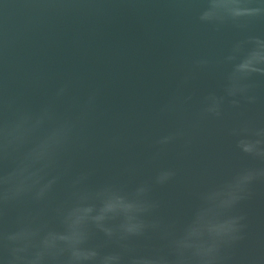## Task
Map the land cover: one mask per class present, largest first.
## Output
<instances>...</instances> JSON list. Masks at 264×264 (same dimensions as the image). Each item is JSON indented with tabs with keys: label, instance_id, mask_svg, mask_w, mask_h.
Here are the masks:
<instances>
[{
	"label": "water",
	"instance_id": "water-1",
	"mask_svg": "<svg viewBox=\"0 0 264 264\" xmlns=\"http://www.w3.org/2000/svg\"><path fill=\"white\" fill-rule=\"evenodd\" d=\"M203 6L204 0H0V45L9 42L6 60L0 58V92L35 112L67 83V97L57 102L60 113L71 98L83 101L98 93L88 146L72 153L71 176L58 186L57 198L67 179L91 172L85 187L97 215L106 202H136L132 189L159 170L176 172L169 183L153 188L158 212L117 211L99 224L86 223L77 247L95 255L71 264H247L264 256V183L254 185L253 197L239 206L248 227L235 249L221 244L208 251L219 244L209 231L211 217L199 234L190 227L199 192L243 167L260 166L239 153L230 129L245 119L264 126V77L253 80L250 95L256 103L241 100L232 108L226 99L223 117L205 120L188 147L183 141L163 150L155 144L179 123L160 115L174 94L191 96L183 113L184 121H191L205 96L224 94L231 69L225 58L233 45L248 36L264 39V19L246 29L217 31L199 21ZM200 60L206 66L196 67ZM113 138L118 140L112 143ZM131 225L138 230L129 232ZM3 255L0 244V264ZM34 255L33 250L29 258ZM70 259L65 251L59 264Z\"/></svg>",
	"mask_w": 264,
	"mask_h": 264
},
{
	"label": "clouds",
	"instance_id": "clouds-1",
	"mask_svg": "<svg viewBox=\"0 0 264 264\" xmlns=\"http://www.w3.org/2000/svg\"><path fill=\"white\" fill-rule=\"evenodd\" d=\"M199 21L212 25L217 31L225 26L246 29L264 19V0H204ZM9 42L0 45V58L6 60ZM225 62L231 65L226 74L223 95L210 93L203 98L199 113L189 122L183 113L191 96L174 94L160 109V115L176 117L177 126L155 141L163 150L166 146L183 141L185 147L192 142V133L209 119L223 117V105L228 99L232 108H239L241 100L256 103L250 95L255 88L254 77H264V39L248 36L233 45ZM207 61L196 62V67ZM185 77L182 83L188 82ZM69 84L58 88L51 101L38 111L19 107L14 99L0 92V244L4 248V264H41L47 259L59 264L65 251L72 260L88 259L95 253L78 249L85 234L83 226L90 220L99 224L107 214L121 211L129 213L158 212L160 204L152 199L155 186H164L174 179V169L159 170L154 177L136 185L131 195L134 203L123 198L97 207L85 185L92 175L81 172L64 183V193L56 197L58 186L71 176V155L88 146V129L92 121L98 93L92 92L80 101L71 98L63 113L57 111V102L69 92ZM235 147L244 157L259 161L258 167H243L223 182L210 186L197 194L198 204L192 212L190 224L193 234H199L211 217L215 223L209 231L219 239L208 251L223 245L235 249L246 238L247 216L239 206L254 195V185L264 183V126L255 121L242 120L230 129ZM118 138H113L115 143ZM158 151L156 155L158 156ZM10 222L12 226H10ZM138 225L128 227L129 232ZM67 247H60V245ZM33 258H29L32 252ZM23 253V255H21ZM231 260V256L224 257ZM247 264H264V256L252 257Z\"/></svg>",
	"mask_w": 264,
	"mask_h": 264
}]
</instances>
